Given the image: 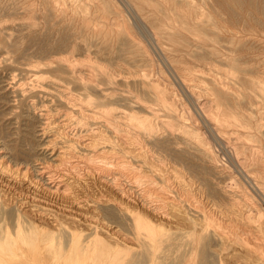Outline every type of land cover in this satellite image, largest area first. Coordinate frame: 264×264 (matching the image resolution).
I'll list each match as a JSON object with an SVG mask.
<instances>
[{
    "label": "bare ground",
    "instance_id": "obj_1",
    "mask_svg": "<svg viewBox=\"0 0 264 264\" xmlns=\"http://www.w3.org/2000/svg\"><path fill=\"white\" fill-rule=\"evenodd\" d=\"M98 1V7L120 15L117 28L109 31L114 37L125 39L129 52L134 50L137 54L147 55L150 61L175 62L162 41L169 40L166 24L163 21L160 25L152 24L144 16L149 2L156 0ZM182 1L193 4L190 0H173ZM175 14L180 17L179 12ZM113 17L115 22L117 18L114 14ZM180 23L188 29L187 21ZM198 31L197 36L211 48L208 55L201 58L210 64L217 61L219 37L203 32L201 28ZM108 32L106 35L110 34ZM234 41L232 37L230 42ZM62 58L61 64L53 69V77L44 76L40 68L35 70L32 79L36 84L30 87L37 90L38 86L44 89L56 86L60 103L66 106V112L57 110L58 114L54 113V108L40 112L45 118L41 121L40 134L43 140L48 138L43 150L51 160H43L37 155L22 159L15 148L0 138V264H264V170L258 168L262 165L263 155L258 146L250 145V141L257 140V134L250 131L252 112L238 108L239 102L236 103L238 106H230L229 101L219 99L220 93L231 94L237 99L239 95L245 97L247 94L224 91L225 87L219 85L224 86L225 80L207 89L195 82V77H192L193 82H187L189 78L187 80L175 63L174 66L167 63L166 69L159 64L156 70L162 80L144 76L140 83L146 84L147 89L135 96V102L141 103L146 111L134 108L125 114V121L121 123L119 112L111 107L116 101L109 97L111 92L101 86L94 71L87 74L73 59ZM225 62L236 68L241 57L234 56ZM169 75L172 81L168 79ZM114 76L115 73L109 75V82H114ZM21 84L18 91L25 94ZM178 90L189 102L185 104H192L193 108H189L194 109V113L184 106V102L178 103L180 99L174 96ZM205 92L208 93L206 96L203 95ZM202 95L206 101L201 105ZM153 100L169 111L171 120H164L162 126L160 120L152 116ZM32 108H36L33 99L27 109ZM74 123L84 126L77 131L83 138L85 136L84 140L71 135L68 128ZM259 124L261 121L256 126ZM223 125L236 134L235 140L224 146V153L254 198L251 196L252 204L240 200L229 202L228 213L217 216L221 189L219 192L209 182L198 184L189 174L190 167L183 166V170L179 167L188 147L201 150L212 161L217 160L220 153L215 152L209 138L222 143L225 138L220 134V127ZM160 127L167 128L168 132L163 143L156 140ZM201 128L206 134L203 137L200 136ZM107 131L114 134L113 140ZM57 137L63 140L60 142ZM249 150L253 161L247 157ZM109 152L113 155L111 159ZM248 160L254 171L248 168ZM164 162L167 168L162 165ZM123 176L131 179L133 187H141L139 197L132 194L136 199H131V191L122 186L120 179ZM238 182L232 183L233 187H238ZM175 185L177 193L185 194L186 198L181 195L179 199V195L174 194Z\"/></svg>",
    "mask_w": 264,
    "mask_h": 264
},
{
    "label": "rangeland",
    "instance_id": "obj_2",
    "mask_svg": "<svg viewBox=\"0 0 264 264\" xmlns=\"http://www.w3.org/2000/svg\"><path fill=\"white\" fill-rule=\"evenodd\" d=\"M158 1L159 2H157V0L149 2L150 4L147 5V12H144V16L152 24L160 25L162 21L166 24L165 30L168 32L167 36L169 40L165 38L162 39V41L167 46V51L172 56V59L175 60V66L187 77V80L189 78L187 82L192 81V77H195V82L198 84L200 83L201 86L205 85L204 87L208 89L217 86L218 83L220 84V81L225 80L226 84L224 86L221 84L219 85L221 88L225 87L224 91L235 92L234 90H236L234 94H238L237 91H239L240 94L241 92H243L244 95L247 94L245 97L242 94L241 96L238 94L239 99H237L230 96L231 94L222 95L219 90V99L229 101L230 106H238L236 103L239 102L238 108L244 107L245 111L252 112L253 126L252 129L250 128V131L257 134V140H254L255 142L250 141V145L254 144V146L260 148L259 153H262L263 156L261 154L259 155L260 157L262 156L263 159L262 165L258 168L259 170H264V125L262 124L264 123V0H190L193 3L192 5L188 4L186 1ZM98 2V0H0V138H4L5 144L15 148L22 159L37 155L43 160L45 158L51 160L43 150L48 138H44L43 140L42 134H40L42 133L41 121H45V118L41 117L40 112L42 110H49L50 108H54L55 114L66 112V106L60 103L58 90L55 89L57 88L56 86L47 89L38 86L37 90L30 88L33 84H36L34 83V79H32L35 70L40 68L44 76L53 77V69L61 64L62 57H68L73 59L76 65H82L81 68L85 73L88 74L94 71L93 73L96 74L97 79L101 82V86L106 88L107 92H111V96L109 97H112L111 99L116 101L111 107H113L114 111L117 113L119 112V122L123 123V121H125V114L128 115L134 108L144 109L141 103L138 104L135 102L137 101L135 98L136 94L147 89L146 84L140 83L143 81L142 78H144V76L145 78H159V72L157 73L159 64L163 69H166L167 63H169L162 59L150 61L148 60L149 56L141 53L137 54L134 50L132 53L129 52L130 50L126 49V44H124L125 39L114 37V35H112L113 32L109 31L110 29L117 28L116 24L121 21L120 15L102 6L98 7ZM120 8H122L121 5ZM174 12H179L180 17ZM112 13L115 18H117L115 22L112 20V18L114 19ZM129 15L131 18L134 17L133 14ZM111 21L115 25H113ZM180 21H187V23H189V25H187L188 29L183 27ZM194 25L197 26L195 27ZM172 26L174 28H172ZM198 28H201V31L204 30L203 32L219 37V44L221 45L218 44L217 46L220 52L217 55V61L215 60L211 64L208 63L207 60L201 58L203 55H208L209 49L211 48L206 44L204 45L202 37L197 36V33L200 32ZM107 32L110 34L106 35ZM232 37H234V42H230ZM98 46H100V48H98ZM232 48L236 49V51H233ZM131 54H134V57ZM234 56L241 57V63H239L236 68L232 64L225 62V60L228 61ZM91 57L92 59L94 58L93 60H95L96 63L91 60ZM125 61H127V63ZM101 63L107 66H101ZM174 63L169 64L174 66ZM108 64H112V66L109 67ZM132 64L133 67H131ZM110 68L112 69L110 70ZM186 68H188V70ZM225 68L228 70H225ZM132 69L134 71H132ZM144 72L147 73L144 74ZM112 73H115L114 82H109L108 77ZM136 73L137 75H135ZM141 73L144 75L142 76ZM208 73L213 75L214 78ZM70 75L73 76L72 73H70ZM126 76L127 78H125ZM168 79L172 81L170 75ZM160 80H162V78ZM20 84L22 87L24 86L25 94H21V92L18 91ZM16 85H18V87ZM228 86H231L229 87L230 89ZM180 92L181 91L178 90V94L174 95L176 99L181 100H178V103H189L183 93ZM206 94L208 93L205 92L203 95L206 96ZM30 97L36 101V108H32L31 110L27 109L29 103L32 101ZM150 97L154 99L151 94ZM201 98L199 102L202 105L206 99H204V96ZM152 105L155 109H153L154 114L152 113V116L160 120L161 126L164 120H171L169 111L162 106L160 102L158 103L156 100H153ZM184 106L186 108L188 107L187 109L191 110V112L194 111V109H191V103L185 104ZM189 106L191 107L189 108ZM57 110H59V112ZM144 111L146 110L144 109ZM142 114L145 113H141V115ZM59 118L58 121L61 119ZM255 121H261L262 125H258L260 128L256 126L257 122ZM101 123L105 124L103 121ZM75 124L76 123L72 124L71 127L68 128L71 135H75V137L79 136L80 138L78 139H80V141L81 139L84 140L85 136L83 138V134L77 132L84 129V126ZM262 126L263 128H261ZM203 128H201V130L203 129L208 135V132L205 131L207 129L204 126ZM166 129L167 128L160 127L157 131L156 140H158L159 143H163L164 140L167 139L168 132ZM220 129V131H222L220 133L221 136L223 139L225 138V141L223 140L222 143L220 142L223 146H221L219 142L208 137L212 141L211 144L214 145L213 149L215 152H217V154L220 153L217 160L212 161L211 158L203 155L201 150L197 151L192 147H188L186 150L188 153L186 152L185 155H182L181 159L184 164L180 163L179 167L182 170L184 169L183 166L190 167L191 172L189 174H191L190 176L192 179L198 181V184L202 181L205 182V184L209 182L213 187L215 185L219 192L221 189L222 194L220 192L218 197L220 206H217V216H223L228 213L230 207L228 204L229 202L240 200L241 203L247 201L251 203V196L254 198L253 195H249L251 194L249 193L250 188L242 183V177L238 174L237 170L234 169L235 167H232V163L228 160L229 157L225 154L226 151L224 150V146L231 144V142L235 140L236 134L230 133L229 127L225 125L220 127ZM203 130L200 132L201 137L206 135ZM106 133L113 137L112 140L114 139V134L110 131ZM57 139H59L60 142L63 140V138L60 139V137H57ZM197 139L194 140L198 143ZM230 140L232 141L230 142ZM256 150L258 151V149ZM111 153L112 152L108 153L110 155L106 153L105 156L108 155L110 158L113 156ZM247 157L249 160L253 161V159H251L250 150L247 151ZM162 160H164V156H162ZM251 161L248 163V168L250 167V169L254 171L255 168L251 164ZM162 165L167 168L165 162L164 164L162 163ZM186 171L188 172V169H186ZM83 173H85V171ZM92 175L93 174L90 176ZM85 176L84 174L83 177ZM130 180L129 177L123 176L120 182L123 181L122 186H124L125 189L127 187V191H131L129 197L131 199H136L135 196L137 195V197H139L138 195L142 193L140 192L141 187H133V182ZM228 180L233 181L230 182ZM237 180L239 181L237 183L238 187L236 186L235 188L232 183L235 185ZM157 185L160 186L161 182ZM229 185L234 189H230L231 186L228 187ZM175 186V189L173 188L174 194L179 195V199L182 198L181 195L185 196V194L177 193L178 188ZM132 188L135 189L131 190ZM132 194L136 195L133 197ZM184 198H186V196ZM223 210L226 211L223 212ZM262 218H264V216Z\"/></svg>",
    "mask_w": 264,
    "mask_h": 264
}]
</instances>
